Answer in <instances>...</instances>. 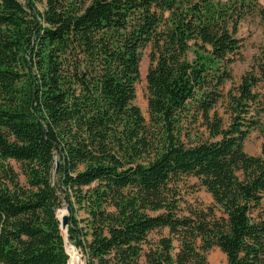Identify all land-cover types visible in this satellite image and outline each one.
Here are the masks:
<instances>
[{"label":"trees","instance_id":"16d2710c","mask_svg":"<svg viewBox=\"0 0 264 264\" xmlns=\"http://www.w3.org/2000/svg\"><path fill=\"white\" fill-rule=\"evenodd\" d=\"M37 2L0 0V264H70L67 241L86 264H209L215 247L264 264V140L244 148L262 125L264 50L223 93L240 25L264 7ZM188 178L210 205H189Z\"/></svg>","mask_w":264,"mask_h":264},{"label":"rangeland","instance_id":"374dc122","mask_svg":"<svg viewBox=\"0 0 264 264\" xmlns=\"http://www.w3.org/2000/svg\"><path fill=\"white\" fill-rule=\"evenodd\" d=\"M257 2L259 7H264V0H257ZM37 6L39 9L43 10V5L40 0H38ZM238 37L243 43L242 53L230 66L232 79L225 83L223 87L224 94H227L234 86L239 84L242 75L253 65L255 58L264 50V20L259 13L247 17V19L241 23ZM149 65V49L147 48L143 52L140 78L136 85L135 101L146 118H148V89L146 77ZM218 109L225 119H227V116L224 114L223 106L219 105ZM261 122V128L253 130L244 145L246 152L251 155L261 154L264 140V115L261 118ZM183 193L189 205L193 207H197L198 205L208 206L213 202L211 195L206 192L205 188L199 185V181L195 178H188L185 180L183 184ZM65 211L66 208H61L58 211L59 219L65 215ZM69 247L75 246L67 241V252ZM76 252L78 259L76 257ZM76 252L70 250V264H86L82 253L78 249H76ZM207 257L209 264H227L226 256L216 247L209 251Z\"/></svg>","mask_w":264,"mask_h":264},{"label":"water","instance_id":"95a60500","mask_svg":"<svg viewBox=\"0 0 264 264\" xmlns=\"http://www.w3.org/2000/svg\"><path fill=\"white\" fill-rule=\"evenodd\" d=\"M61 220V228L62 230L67 233V230H68V225H69V214H68V211L66 210L65 211V215L62 216V218L60 219ZM76 251V247H73ZM68 253V252H67Z\"/></svg>","mask_w":264,"mask_h":264}]
</instances>
